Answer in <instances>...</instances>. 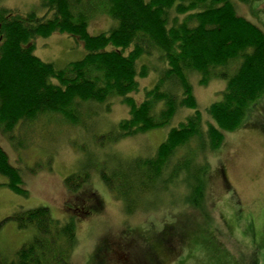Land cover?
Here are the masks:
<instances>
[{
	"label": "trees",
	"instance_id": "16d2710c",
	"mask_svg": "<svg viewBox=\"0 0 264 264\" xmlns=\"http://www.w3.org/2000/svg\"><path fill=\"white\" fill-rule=\"evenodd\" d=\"M258 0H41L39 13L0 11V129L18 147L13 133L44 116H60L72 126L81 121V107L121 100L130 110L112 132L99 137L111 142L164 129L180 109L193 112L186 123L168 134L152 158L118 159L116 169L102 167L103 183L128 213L167 192L178 178L189 190L188 205L204 201L207 166L192 149L219 151L225 133L235 131L264 98V32L238 14L235 3L249 7ZM106 14L114 27L106 34H89V22ZM65 34L80 41L83 59L58 68L35 56L33 40ZM158 55L164 68L152 90L138 105L132 94L150 69L140 62ZM206 84H227L223 98L208 108L214 124L203 118L190 83L192 74ZM182 94V95H181ZM264 121V117L262 122ZM264 125V122H263ZM25 128V127H24ZM21 132V131H20ZM180 150L184 157L175 161ZM0 177L14 194L27 197L21 171L0 148ZM86 173L70 175L65 185L77 192ZM78 218V217H77ZM35 236L14 258L0 253V264H72L78 246L76 221L61 222L47 208L18 212L5 220ZM0 224V228L5 225ZM169 240V239H168Z\"/></svg>",
	"mask_w": 264,
	"mask_h": 264
},
{
	"label": "rangeland",
	"instance_id": "374dc122",
	"mask_svg": "<svg viewBox=\"0 0 264 264\" xmlns=\"http://www.w3.org/2000/svg\"><path fill=\"white\" fill-rule=\"evenodd\" d=\"M235 5L240 17L264 32V0L252 7ZM40 6L41 0H0V11L23 15L36 12L42 16ZM112 23L108 15L97 14L88 32L106 34L114 27ZM32 45L37 58L58 68L85 56L80 41L65 34L41 37ZM157 57L140 62L150 73L139 79L140 89L131 95L138 105L164 68ZM190 83L204 121L202 129L207 131V124H214L208 108L222 100L227 84L220 79L202 84L196 73ZM81 112L77 126L53 115L15 130L14 137L23 144L19 147L0 129V148L21 171L23 188L29 193L27 197L14 194L6 186L8 181L0 177V224L18 212L37 208L49 209L61 222L73 217L78 246L72 264H264V98L239 129L225 133L219 151L204 152L197 150V142L192 145L190 150L199 155L198 161L209 173L204 201L188 205L189 190L178 178L167 192L156 191L152 203L146 200L133 213L105 186L102 167L112 171L118 159L154 157L171 130L186 123L193 112L180 109L164 129L105 147L99 137L129 118L128 107L112 100L108 107L84 105ZM186 153L180 150L175 161ZM79 173H86L88 181L74 192L65 181ZM35 235L34 229L20 231L13 221L5 222L0 228V253L14 258Z\"/></svg>",
	"mask_w": 264,
	"mask_h": 264
}]
</instances>
